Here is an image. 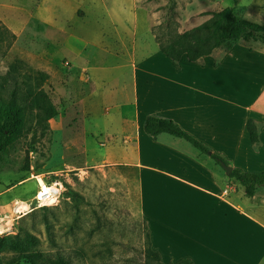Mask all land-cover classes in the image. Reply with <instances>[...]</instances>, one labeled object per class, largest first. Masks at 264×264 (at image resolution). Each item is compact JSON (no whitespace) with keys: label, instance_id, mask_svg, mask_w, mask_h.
<instances>
[{"label":"rangeland","instance_id":"obj_1","mask_svg":"<svg viewBox=\"0 0 264 264\" xmlns=\"http://www.w3.org/2000/svg\"><path fill=\"white\" fill-rule=\"evenodd\" d=\"M226 8L264 25V0H0V22L15 35L0 52V82L13 67L17 73H45L41 89L57 111L0 154V238L27 243L32 236L28 250L40 253V264L49 258L65 264H217L203 248L143 218L137 170L118 159L124 144L89 136L102 120L83 121L69 69L73 56L64 43L77 37L87 43L86 53L102 46L114 53L121 36L137 55L146 54L158 49V41L167 44ZM231 49L243 82L253 83L257 68H264V45L241 40L216 53ZM37 176L61 182L54 204L29 206ZM148 250L159 254L160 263L147 258ZM24 257L1 251L0 264H30Z\"/></svg>","mask_w":264,"mask_h":264},{"label":"crops","instance_id":"obj_2","mask_svg":"<svg viewBox=\"0 0 264 264\" xmlns=\"http://www.w3.org/2000/svg\"><path fill=\"white\" fill-rule=\"evenodd\" d=\"M64 44L73 56L69 69L83 121L102 120L89 136L124 144L118 159L137 170L143 218L203 248L217 264H264V186L246 197L237 182L227 185L210 155L204 159L182 139L144 131L148 116L170 120L232 169L264 173V68L248 84L234 48L197 62L183 56L176 67L159 49L137 55L121 36L114 53L107 46L86 53L77 37ZM110 111L115 115L107 119ZM249 120L258 127V145L250 141Z\"/></svg>","mask_w":264,"mask_h":264},{"label":"trees","instance_id":"obj_3","mask_svg":"<svg viewBox=\"0 0 264 264\" xmlns=\"http://www.w3.org/2000/svg\"><path fill=\"white\" fill-rule=\"evenodd\" d=\"M15 40V35L0 22V52L3 46L9 49ZM259 41L264 45V25L238 18L233 9L226 8L214 13L211 19L190 31L177 34L167 44L158 41V49L174 66L177 67L181 57L189 62H197L213 51L221 48H230L239 41ZM47 80V75L42 72L17 73L13 67L1 77L0 82V154L4 153L16 140L24 136L34 127L39 126L57 116V111L52 105L48 95L41 89ZM10 86V89L6 87ZM144 131L157 137L167 134L174 138L182 139L204 155L210 153L209 158L220 168L226 161L213 153L207 146L196 140L177 124L170 120L148 116L144 122ZM247 131L253 145H258V127L252 121L247 122ZM229 179L243 187L246 197H252L258 186H264V173H247L239 168H233ZM34 238L27 236V243L14 239L0 238V252L12 251L25 256L30 264H40V253L30 252L28 244ZM29 251V252H28ZM147 258L160 263V256L156 251L148 250ZM41 264H65L61 258L48 259ZM191 264L188 259H181L176 263Z\"/></svg>","mask_w":264,"mask_h":264},{"label":"built area","instance_id":"obj_4","mask_svg":"<svg viewBox=\"0 0 264 264\" xmlns=\"http://www.w3.org/2000/svg\"><path fill=\"white\" fill-rule=\"evenodd\" d=\"M37 182V189L34 195L29 199L30 206L36 204L38 206H48L54 204L62 189L61 182L59 180L45 181L43 177H35ZM43 204V205H41Z\"/></svg>","mask_w":264,"mask_h":264},{"label":"water","instance_id":"obj_5","mask_svg":"<svg viewBox=\"0 0 264 264\" xmlns=\"http://www.w3.org/2000/svg\"><path fill=\"white\" fill-rule=\"evenodd\" d=\"M208 155H210V153H208ZM222 169L225 171V175L228 177L232 171V168L224 163L220 164Z\"/></svg>","mask_w":264,"mask_h":264},{"label":"bare ground","instance_id":"obj_6","mask_svg":"<svg viewBox=\"0 0 264 264\" xmlns=\"http://www.w3.org/2000/svg\"><path fill=\"white\" fill-rule=\"evenodd\" d=\"M29 204V203H28ZM41 205H43V204H41ZM24 207H26L25 205H23ZM29 206H30V204H29ZM28 207V206H27ZM1 221V220H0Z\"/></svg>","mask_w":264,"mask_h":264}]
</instances>
